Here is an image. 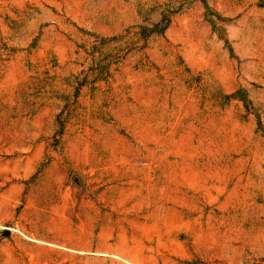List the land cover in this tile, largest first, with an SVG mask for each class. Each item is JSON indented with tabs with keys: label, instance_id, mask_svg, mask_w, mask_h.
Masks as SVG:
<instances>
[{
	"label": "rangeland",
	"instance_id": "1",
	"mask_svg": "<svg viewBox=\"0 0 264 264\" xmlns=\"http://www.w3.org/2000/svg\"><path fill=\"white\" fill-rule=\"evenodd\" d=\"M0 264H264V0H0Z\"/></svg>",
	"mask_w": 264,
	"mask_h": 264
},
{
	"label": "water",
	"instance_id": "2",
	"mask_svg": "<svg viewBox=\"0 0 264 264\" xmlns=\"http://www.w3.org/2000/svg\"><path fill=\"white\" fill-rule=\"evenodd\" d=\"M242 95H243V93L241 94V98H242ZM8 234H10V231H9V230H5V231L3 232V235H8Z\"/></svg>",
	"mask_w": 264,
	"mask_h": 264
}]
</instances>
